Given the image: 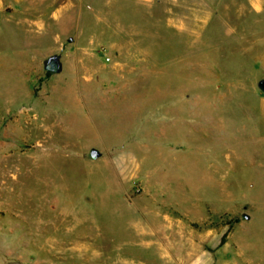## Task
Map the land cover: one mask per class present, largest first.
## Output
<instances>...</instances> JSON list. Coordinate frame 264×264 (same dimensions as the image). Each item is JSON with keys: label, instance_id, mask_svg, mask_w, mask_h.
<instances>
[{"label": "rangeland", "instance_id": "obj_1", "mask_svg": "<svg viewBox=\"0 0 264 264\" xmlns=\"http://www.w3.org/2000/svg\"><path fill=\"white\" fill-rule=\"evenodd\" d=\"M0 264H264V0H0Z\"/></svg>", "mask_w": 264, "mask_h": 264}, {"label": "crops", "instance_id": "obj_2", "mask_svg": "<svg viewBox=\"0 0 264 264\" xmlns=\"http://www.w3.org/2000/svg\"><path fill=\"white\" fill-rule=\"evenodd\" d=\"M78 2H84L85 1V4H87L88 8H92V5L95 6V5H98V3L100 1H107L108 3H115V2H120L122 4H126L127 6H130V5H133V4H137V3H147V2H150L152 0H72V3H77ZM57 20V19H56Z\"/></svg>", "mask_w": 264, "mask_h": 264}, {"label": "trees", "instance_id": "obj_3", "mask_svg": "<svg viewBox=\"0 0 264 264\" xmlns=\"http://www.w3.org/2000/svg\"><path fill=\"white\" fill-rule=\"evenodd\" d=\"M224 241H225V236H223L221 243H220V246L224 243Z\"/></svg>", "mask_w": 264, "mask_h": 264}]
</instances>
